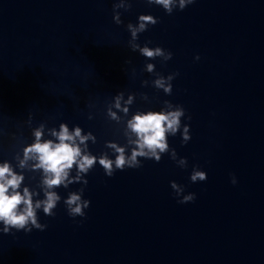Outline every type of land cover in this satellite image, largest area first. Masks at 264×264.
Returning <instances> with one entry per match:
<instances>
[{"label":"water","instance_id":"95a60500","mask_svg":"<svg viewBox=\"0 0 264 264\" xmlns=\"http://www.w3.org/2000/svg\"><path fill=\"white\" fill-rule=\"evenodd\" d=\"M142 14L158 22L133 39L128 25L138 27ZM146 43L172 58L148 59L133 48ZM173 73L170 95L155 87ZM176 105L185 116L175 135L166 133L159 162L138 157L141 167L108 177L97 161L80 180L74 165L73 182L52 189L35 161L19 167L35 132L58 143L52 133L61 124L95 137L80 145L82 154L114 160L106 146L113 142L130 155L136 136L127 121ZM172 149L187 167L171 159ZM4 162L23 175L17 191L27 188L33 205L46 191L60 199L53 216L36 209L43 231L29 222L30 232L5 234L0 222V264H264V0H194L171 14L147 0H0ZM194 166L206 180H190ZM171 181L183 186L180 196ZM73 193L90 201L83 217L68 214ZM189 193L195 200L179 203Z\"/></svg>","mask_w":264,"mask_h":264},{"label":"clouds","instance_id":"9594fccd","mask_svg":"<svg viewBox=\"0 0 264 264\" xmlns=\"http://www.w3.org/2000/svg\"><path fill=\"white\" fill-rule=\"evenodd\" d=\"M149 4H155L161 6L168 14H171L174 9L183 10L188 5L194 3V0H147ZM123 4L118 5L122 7ZM139 26L133 27L128 25L129 30L132 33L133 39L137 38L138 32H145L148 28L147 25H155L158 20L152 15H140ZM116 23H120L119 15L114 16ZM150 43V42H149ZM134 50L139 49L141 54L148 59H155L156 57H162L163 61H168L172 58V53L165 51L161 47L150 48L147 43L144 47L139 45H133ZM196 60L200 57L196 56ZM147 70L153 71V65L148 64ZM178 73H173L167 76V78L159 77L153 81L155 87L161 88L168 95L172 93L171 81ZM145 85L147 81L143 82ZM122 95L116 98V107H120V100ZM128 103H131V97ZM169 108L173 105L169 101H165ZM127 113V108L123 109ZM109 115L112 119H118L114 112H110ZM185 116V110L182 106L176 105L175 110L167 112L148 111L146 114L138 113L132 116L127 121V128L135 134L136 139L130 141L135 145L130 155H126L125 148L118 146L113 142H106V146L114 150L115 159H110L107 154H102L97 157L91 153L82 154L80 145H87L85 142L89 139L95 142V137L92 133L88 135H81V129L75 128L74 132H69L68 127L61 124L60 131L53 132L52 134L57 137L58 143H54L52 140L41 142V131L35 132L36 142L29 145L24 149L23 159L19 161V167L24 168L27 161L33 160L34 169H42L44 173L43 183L48 189H52L56 186L63 184L67 187L68 183H72L69 180V172L75 165L77 168V175L74 179L80 180L81 174H87L92 169L97 161L104 169L105 174L108 177L113 176L116 170L123 171L125 168H139L141 167V161L138 159L146 158L153 159L156 162L161 160V154L168 152V144L166 140V133L175 135L181 128V117ZM190 119V117H188ZM79 139V144L76 140ZM191 139L189 133V125L183 126L182 143H187ZM171 159L175 160L180 167H187V159L180 158L177 160V153L175 149L171 150ZM23 175H18L13 171L12 166L8 162L0 164V222L3 223V233L7 234L12 229L31 231V228L25 226L31 222V224L43 231L47 225H41L37 222L36 209L43 206V211L48 216H53V211L57 206V202L60 197L54 191H46V199L37 201L33 205L32 193L27 188H24L23 194L19 189L21 182L23 181ZM207 179V175L204 171L199 170L197 167H193L190 180L195 183L198 181H204ZM67 181V183H65ZM86 186L88 181L85 179L82 181ZM233 184L237 183L236 177H232ZM171 188L175 191L177 196H180L184 192L183 186L178 185L175 181L170 182ZM9 189L12 191L9 192ZM84 189H81V193ZM195 200V193H189L183 195L179 200V203H188ZM68 206V214L71 217L85 215L84 209L90 205L89 200H81V196L78 194H71L65 201ZM23 205L21 209L20 206Z\"/></svg>","mask_w":264,"mask_h":264}]
</instances>
